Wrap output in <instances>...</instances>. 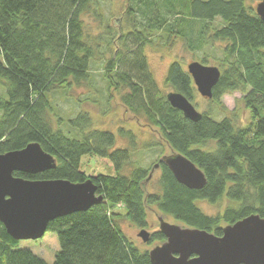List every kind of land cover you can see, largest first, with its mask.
<instances>
[{
    "label": "trees",
    "instance_id": "16d2710c",
    "mask_svg": "<svg viewBox=\"0 0 264 264\" xmlns=\"http://www.w3.org/2000/svg\"><path fill=\"white\" fill-rule=\"evenodd\" d=\"M92 3L0 0V153L38 142L55 158L56 166L35 174L16 171L15 176L71 182L90 178L96 194L103 196L87 210L49 221L47 230L54 231L59 242L51 263L20 247L0 222V264H152L148 250L134 243L121 226L125 217L145 228L147 205L185 226L216 235L248 215L264 217V20L245 0H128L127 28L120 24L114 53L104 62V80L135 117L154 127L173 152L188 157L206 178L201 188H188L161 157L157 190L145 193L143 180L150 173L141 166L122 170L130 145L115 147V134L91 127L83 110L64 121L67 130L61 127L60 116L58 121L51 117V97L66 94L67 88L89 76L94 46L83 16L94 9ZM216 19L219 26L214 25ZM157 32L167 41L182 37L192 50L211 40L224 42L225 64L219 67L221 74L209 99L219 102L224 94L239 91L251 120L242 125L227 114L215 119L210 111L191 120L171 106L144 53ZM111 42L105 45L110 47ZM165 83L191 101L196 87L178 61L169 64ZM119 131L134 146L132 131ZM88 156L106 162L109 171L88 174L83 164ZM221 198L226 205L216 214L205 213L196 204L198 199L216 203ZM118 204L125 214L109 210ZM150 239L164 241L165 236L157 230Z\"/></svg>",
    "mask_w": 264,
    "mask_h": 264
},
{
    "label": "water",
    "instance_id": "95a60500",
    "mask_svg": "<svg viewBox=\"0 0 264 264\" xmlns=\"http://www.w3.org/2000/svg\"><path fill=\"white\" fill-rule=\"evenodd\" d=\"M264 20V0L255 6ZM197 91L206 98L220 77V69L200 61L187 64ZM166 98L171 106L191 120L201 113L182 93L169 91ZM161 160L178 182L188 188L199 189L206 178L203 171L188 157L173 152ZM56 166L55 158L38 142H30L21 149L0 153V222L14 239H37L47 230L49 221L76 211H84L103 200L96 194L90 178L82 182L67 179H28L15 176L23 172L35 174ZM156 163L154 167H158ZM159 231L165 240L148 250L152 264H264V217L248 215L222 228V235L204 229L181 226L159 217ZM143 241L150 239L147 229L138 233Z\"/></svg>",
    "mask_w": 264,
    "mask_h": 264
},
{
    "label": "rangeland",
    "instance_id": "374dc122",
    "mask_svg": "<svg viewBox=\"0 0 264 264\" xmlns=\"http://www.w3.org/2000/svg\"><path fill=\"white\" fill-rule=\"evenodd\" d=\"M94 6L90 12L83 16L84 30L89 33L92 47L94 46V58L91 62L89 76L72 88H67L66 94L55 93L51 97L54 103V113L51 115L53 120L58 121V116L62 118L61 127L69 129L64 121L74 116L78 111L88 112L91 119V127L97 129H107L115 134V147H125L130 145V158L123 165V171L129 172L136 166H141L149 174L148 180L144 182L143 190L145 193L157 190L160 169L154 167L158 159L165 155H171L173 150L164 143L157 130L146 124L143 119L135 117L120 101L118 92L113 87L108 86L104 80V62L111 57L116 48V37L122 28H127V6L128 0H92ZM260 0H245L246 5L255 9ZM121 24V25H120ZM213 26V24H211ZM215 26L220 25V20L214 21ZM109 29H111L109 31ZM114 35L112 36V34ZM160 33L151 36L150 44L144 46L149 68L161 88V92L166 94L172 88L165 83V75L169 64L172 61H178L183 68L192 61L205 59L204 64L223 67L224 53L222 51L224 42L219 40L208 41L201 49L192 50L180 36H172L168 41L160 38ZM112 39L111 46L105 45ZM163 40V41H162ZM100 43L96 48L95 43ZM0 93L2 88L0 85ZM194 107L200 113L210 111L213 118L227 114L233 117L238 123L245 125L251 120L250 111L245 108L242 102V94L239 91L224 94L218 101L210 100L202 96L195 88L194 95L191 99ZM216 114V115H215ZM55 122V121H54ZM132 131L135 144L131 145L128 136H123L120 129ZM73 130L72 132H74ZM160 144V145H157ZM83 164L88 174L97 172H108L109 165L92 156L84 157ZM196 204L201 210L208 214H216L226 205L224 198L219 199L216 203H209L206 200L198 199ZM147 221L145 227L152 235L159 230V217L170 223L185 226L182 222L173 219L171 216L163 214L155 205H147ZM109 210H115L125 214L121 204L110 207ZM121 226L126 235L136 243L141 249L150 250L151 248L161 245L164 241L149 239L143 241L139 236L140 227L131 223L125 217L121 220ZM20 247H26L32 250L36 255L44 258L51 263L54 260L55 253L59 250V242L54 231L46 232L37 239H21Z\"/></svg>",
    "mask_w": 264,
    "mask_h": 264
}]
</instances>
